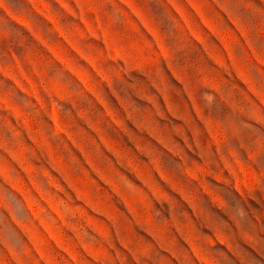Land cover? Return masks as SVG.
<instances>
[{
  "label": "rangeland",
  "instance_id": "obj_1",
  "mask_svg": "<svg viewBox=\"0 0 264 264\" xmlns=\"http://www.w3.org/2000/svg\"><path fill=\"white\" fill-rule=\"evenodd\" d=\"M0 264H264V0H0Z\"/></svg>",
  "mask_w": 264,
  "mask_h": 264
}]
</instances>
